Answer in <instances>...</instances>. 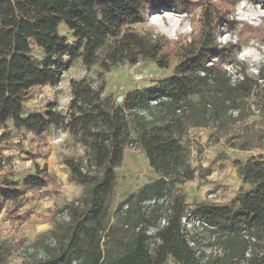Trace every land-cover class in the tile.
<instances>
[{
    "label": "trees",
    "instance_id": "1",
    "mask_svg": "<svg viewBox=\"0 0 264 264\" xmlns=\"http://www.w3.org/2000/svg\"><path fill=\"white\" fill-rule=\"evenodd\" d=\"M194 1L0 0V129L5 130L0 144L12 138L11 126L31 133L38 145L47 143L54 128L68 131L85 153L64 162L84 194L66 206V221L54 223L45 239L32 245L30 264H264V155L234 162L248 189L229 204L203 201L188 211L185 195L176 192L178 185L196 178L190 162L192 129L213 128L212 136L225 139L231 149L264 150V135L243 118L244 107L260 94L264 107V63L256 76L237 69L232 74L222 65L236 53L231 48L225 55L217 39L221 12L234 0L201 3L199 34L179 48L174 73L158 88L133 91L122 105L104 98L103 76L113 68L147 62L169 68V42L135 27L164 7L190 13ZM62 24L74 45L60 34ZM80 49L85 67L99 66L100 84L72 81L66 114L50 104L46 112L26 117L33 92L57 86L71 63L63 59L73 60ZM236 73L240 76L233 81ZM130 145L145 155L159 179L119 205L111 224L117 170ZM13 148L0 145V211L11 203L10 215L28 203V193L50 184L47 168L38 164L23 187L13 171L3 172L2 152ZM188 212L216 235L219 253L213 257L198 255L190 242L183 222ZM32 214L17 218L26 221ZM10 255L0 238V264H9Z\"/></svg>",
    "mask_w": 264,
    "mask_h": 264
},
{
    "label": "rangeland",
    "instance_id": "2",
    "mask_svg": "<svg viewBox=\"0 0 264 264\" xmlns=\"http://www.w3.org/2000/svg\"><path fill=\"white\" fill-rule=\"evenodd\" d=\"M208 0H195L191 5L190 13H179L173 8L164 7L154 10L147 16L144 24L135 29L141 33L153 32L162 35L168 42L171 52L170 66L160 69L153 62L141 63L137 66L122 65L110 70L103 76L106 89L104 98L114 99L122 105L127 95L136 90H154L165 82L175 71L179 63L177 53L179 48L189 43L199 34L202 4ZM208 5H216L221 0H209ZM221 3V2H220ZM222 25L218 28L217 39L225 55L235 48L232 60L223 62V68L233 74V70L247 71L256 76L258 67L264 63V0H234L221 12ZM158 21V22H157ZM60 34L66 38L68 44L74 45L76 40L65 25L60 26ZM227 37V39H225ZM76 52L73 60L65 57V64L71 61L63 72L62 79L57 86H44L36 89L27 103L25 116L42 114L50 104L65 108L71 102V82L88 79L97 85L100 84L99 66L88 69L83 64L81 53ZM34 57L41 60L36 52ZM235 73V72H234ZM239 73L233 75L235 81ZM264 87V85H263ZM264 93V92H263ZM260 97L252 99L244 108L243 118L247 125L264 135V107ZM122 97L120 103L118 99ZM12 138L0 145H13L15 148L4 150L3 172L13 171L16 181L23 187L24 180L35 175L34 164L40 163L41 168H47L50 175V184L37 193H28V203L10 215L7 203L0 211V238L11 252L9 264L32 263L30 245L38 239L43 241L56 222L67 220L66 206L84 194V187L71 181L67 175L68 168L64 164L68 158H82L85 153L80 152L74 143L57 142L38 145L33 142L31 133L19 131L10 127ZM5 130L0 129V134ZM213 128L192 129L189 135L190 162L196 171V178L176 187V192L185 195L188 211L199 202L207 201L218 204H229L242 189H248L238 177L234 166L235 161H246L264 155V150L243 152L231 149L225 139L217 140L213 137ZM136 135L132 134V139ZM54 138L51 139L53 141ZM70 148L67 151L64 148ZM55 146V147H54ZM57 146V147H56ZM118 186L115 194V204L110 214V223L117 221L116 210L119 205L127 201L132 195L138 194L146 186L159 179V175L152 170L145 155L131 145L127 148L122 166L117 170ZM29 211L33 214L29 220L20 221L18 215L25 216ZM136 219V217H134ZM186 225L189 239L198 255L213 257L219 253L217 238L211 231L204 229L198 220L188 212L183 220ZM48 227V228H46ZM156 228L151 227L153 234ZM168 264H174L169 261Z\"/></svg>",
    "mask_w": 264,
    "mask_h": 264
},
{
    "label": "crops",
    "instance_id": "3",
    "mask_svg": "<svg viewBox=\"0 0 264 264\" xmlns=\"http://www.w3.org/2000/svg\"><path fill=\"white\" fill-rule=\"evenodd\" d=\"M68 108H69V106H67V107H65V108H61V107H58V111L59 112H61L62 114H66L67 112H68ZM54 128H51L50 130H49V132H48V136H47V141L50 143V144H52V145H54L55 143L53 142V141H51V139L53 138V137H55V135H54ZM63 133V141L62 142H64V139H65V142H66V144L68 143H74L78 148H79V151L80 152H83L84 153V148L80 145V144H78L75 140H74V138L70 135V133L68 132V131H63L62 132ZM54 143V144H53ZM55 147V146H54ZM57 147V146H56ZM64 148H66L67 149V151H70L71 149L70 148H67L66 147V145H64ZM39 165H40V163H38ZM41 166V165H40ZM67 175H68V177H70V172H69V170L67 171ZM46 228H48V227H46Z\"/></svg>",
    "mask_w": 264,
    "mask_h": 264
},
{
    "label": "built area",
    "instance_id": "4",
    "mask_svg": "<svg viewBox=\"0 0 264 264\" xmlns=\"http://www.w3.org/2000/svg\"><path fill=\"white\" fill-rule=\"evenodd\" d=\"M54 135H55V137H53V138H54V139H53V142H54V143L62 142V141H63V133H62V131H60V130H56V131H54ZM29 245H30L29 248H31V249H29V251H30V250L33 251V249H32V245H31V244H29Z\"/></svg>",
    "mask_w": 264,
    "mask_h": 264
},
{
    "label": "water",
    "instance_id": "5",
    "mask_svg": "<svg viewBox=\"0 0 264 264\" xmlns=\"http://www.w3.org/2000/svg\"><path fill=\"white\" fill-rule=\"evenodd\" d=\"M123 101V98L122 97H120L119 99H118V102H122Z\"/></svg>",
    "mask_w": 264,
    "mask_h": 264
},
{
    "label": "clouds",
    "instance_id": "6",
    "mask_svg": "<svg viewBox=\"0 0 264 264\" xmlns=\"http://www.w3.org/2000/svg\"><path fill=\"white\" fill-rule=\"evenodd\" d=\"M157 22H158V21H157ZM225 39H227V37H226Z\"/></svg>",
    "mask_w": 264,
    "mask_h": 264
}]
</instances>
